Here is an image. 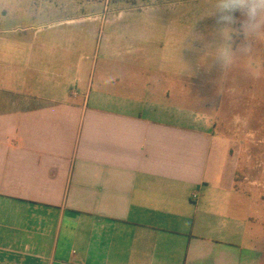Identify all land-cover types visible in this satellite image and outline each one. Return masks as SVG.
I'll use <instances>...</instances> for the list:
<instances>
[{
	"label": "crops",
	"instance_id": "1",
	"mask_svg": "<svg viewBox=\"0 0 264 264\" xmlns=\"http://www.w3.org/2000/svg\"><path fill=\"white\" fill-rule=\"evenodd\" d=\"M48 45L30 61L53 96L0 100V264H264L210 113L93 95L91 73L67 76ZM1 49L3 78L17 53Z\"/></svg>",
	"mask_w": 264,
	"mask_h": 264
},
{
	"label": "rangeland",
	"instance_id": "2",
	"mask_svg": "<svg viewBox=\"0 0 264 264\" xmlns=\"http://www.w3.org/2000/svg\"><path fill=\"white\" fill-rule=\"evenodd\" d=\"M0 38L2 58L17 53L1 101L26 89L53 96L54 80L42 84L30 61L46 41L61 72L91 73L93 95L210 113L264 235V22L248 26L224 0H0Z\"/></svg>",
	"mask_w": 264,
	"mask_h": 264
},
{
	"label": "clouds",
	"instance_id": "3",
	"mask_svg": "<svg viewBox=\"0 0 264 264\" xmlns=\"http://www.w3.org/2000/svg\"><path fill=\"white\" fill-rule=\"evenodd\" d=\"M224 7L233 12L243 11L250 27H257L260 22H264V0H224Z\"/></svg>",
	"mask_w": 264,
	"mask_h": 264
}]
</instances>
